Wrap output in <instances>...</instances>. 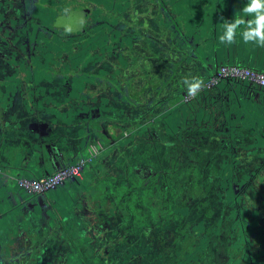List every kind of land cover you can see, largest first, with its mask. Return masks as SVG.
<instances>
[{
  "label": "rangeland",
  "instance_id": "374dc122",
  "mask_svg": "<svg viewBox=\"0 0 264 264\" xmlns=\"http://www.w3.org/2000/svg\"><path fill=\"white\" fill-rule=\"evenodd\" d=\"M9 1L13 2V0ZM30 1L13 2V5H10L7 10L0 5V11L5 16L4 20L20 18L24 23L31 22L33 25L30 27L28 23V30L34 33L37 30L41 36L49 33L48 39L43 38V41L47 42H52V38H54L52 34H55L61 42L66 41L69 37L78 36L77 33L82 36L86 18L84 19L83 11L77 12L80 8L74 7L73 2L70 3L71 8L65 9L64 13L63 6L52 7L51 4V8L46 7L45 5L50 4L49 0L45 1V5L38 1L39 8H34ZM56 1L54 0V2ZM234 1L235 5L239 3V0ZM42 8L47 11L53 9L55 12H50V17L48 13L46 16L36 12L39 9L43 10ZM186 19L183 20H191ZM38 24H41L42 27L39 28ZM142 36L147 41L156 40L147 30L142 32ZM145 40L140 39L135 42L136 49H139L137 66H140V69L144 68V72L153 73L157 69L158 62L152 56L153 53L159 56L160 52L170 61L176 60L177 53L182 55V51H176L170 46L168 39L156 40L157 46L155 47L153 45L143 46ZM39 41L41 39H38ZM51 46L53 48H50L51 50L48 52V60L45 55H42L41 63H22L23 68L16 69L18 66H16L17 63H13L14 61H7L5 64L0 62V70L5 69L0 71V97L5 101L11 99L8 104H12L8 110L15 109L20 111L23 116H31L24 111L21 103L15 102L16 87L29 78L39 80L42 76L44 77L41 81L42 84L54 89L50 97H54L55 102L51 104L44 101L41 111H38L37 104L33 105L37 113L36 120L29 117L26 119L27 122H23L25 129L30 130L29 136L30 133H44L53 137V140H59L65 134L69 142L80 139L90 141L94 133V129L90 128L99 126L98 137L103 140L104 144L99 148L91 145L90 151L85 153L84 159L87 162L82 170V175L79 179L71 181L74 191L62 186L47 193L50 198L46 201H54V196L57 193L53 192L65 188V192L59 194L57 199L61 202L64 211L67 212L65 215H69L70 227H68L64 215L60 216L58 213L53 215L54 218L50 217L48 226L44 228L43 237L38 238L41 233L36 225L35 227L31 226L30 230L24 231L23 219L26 216L21 213L19 206L20 202L25 200L27 205L30 204L28 202L32 199V195L26 194L17 186V181L22 178L16 179V183H10L9 188L14 189L22 197L15 196L8 200L11 211L8 215L10 219L6 220V224L0 230V245L5 247L3 251H0V264H4L8 254L13 255L12 251L8 253L7 249L11 250L13 245H21L24 239H27V247L31 253L28 259L55 260V264H176L177 261L183 260L187 253L197 249L198 239L204 236L209 241L207 248L204 251L197 250L198 253L194 254V260L198 259L197 261L192 260L193 262L184 264H231L228 263V257L233 253L229 247L231 240L227 242L225 236L228 223L223 224L222 229L225 228V231H220V234L218 231L216 233L214 224L217 219L220 222L223 221L229 215V211H235L237 216H239L238 211L242 216L245 213L242 208L237 207L235 196L233 197L234 204L230 209L223 210L222 208V202L227 197V193L224 185L218 183L221 179L218 176V161H220L218 148H222L224 143L219 144L221 136L218 133L206 132L205 129L200 128V125L205 126L204 121L198 126L193 125L196 123L197 103L193 101L189 105L179 106L178 96L171 93L170 84L166 79L167 83L161 82L154 86L156 89H152L150 85L156 81V78L148 77L147 81L142 78L144 72H139L134 67L133 69H121L119 73L112 76L114 67L120 66L108 56L106 58L108 62L97 64L98 67L102 66L107 71L105 76L98 79V83H96L95 76L96 68L94 69L89 63H86L82 75L77 76L75 71H80V61L76 62V60L70 66L67 65L65 54L70 53L69 49H61L56 39ZM61 53L64 54L59 56ZM3 54L0 52V57ZM86 54L88 57L91 52ZM191 64L188 62V66H186L188 70L178 76L182 82L189 80L190 75L195 79L194 75L199 74L196 69L198 67L192 69L190 67L193 64ZM169 65L171 64L169 63ZM111 76L114 80H110ZM207 77L208 79L204 80L203 84L210 87L215 83L212 80L214 75H207L205 78ZM238 81L240 80L232 82ZM160 87H163L162 93L155 96V90ZM195 88L197 87H193L192 84L186 87L188 98ZM146 89L151 90V93H146ZM96 90L99 92L98 94L91 92ZM133 93H137V96L133 97ZM99 96L104 98V107H108V110L106 113L100 110L99 113L94 111L91 114L90 109L84 104L91 101L94 106L97 105L100 100ZM125 96L133 98L138 106L135 112L129 111V115H126L128 104L125 102L126 99H123ZM167 100L169 104H174L175 110L192 109L186 110L183 115H179L178 111L174 110L175 112L170 115L173 123L187 124L186 128L184 126L175 128L170 124L172 128L168 133L158 131L159 122L153 123L151 117L144 116L146 112L139 110L140 106L149 110ZM14 102L18 108L14 107ZM182 102L187 103L184 98ZM200 104L203 105L201 101ZM53 105L56 109H52L50 112L49 108ZM70 105L73 106V109L69 111L68 117L66 116L67 110H61ZM75 106H78V112L74 109ZM57 107H60L61 110ZM8 110L6 107L0 108V126L3 125L1 117L3 116L2 121L5 123ZM97 115L102 117L98 122L93 123L92 120H95ZM126 116L137 124L123 121ZM60 117L66 120L71 117H79L84 121L80 120L79 123L70 124ZM141 120L143 123H148L145 131L137 133L134 137H128L132 130L139 129L140 125L138 124ZM208 121L210 122V119ZM211 122L213 124L207 123L206 127L214 128V125L218 124V110L215 111ZM89 123L91 127L87 125ZM0 130V134L5 135L3 128ZM14 131L19 132L12 125L4 139ZM29 136L28 138L33 139ZM125 140L127 144L124 147L116 146V149L113 150L115 143L120 141L124 143ZM33 141L36 142L37 139L35 138ZM11 143L10 141L9 144ZM47 145L48 152L57 153L55 146L51 143ZM100 149L105 150L103 152ZM256 152L262 154L263 150L256 149ZM89 158L92 162H88ZM254 161L247 160L244 150L241 164L237 168L236 180H240L241 176H244L249 181L241 190L239 188L237 190L235 187V192L236 194L237 192L241 193L250 186L248 191L252 192L247 195V200L253 201L251 206L260 207L258 217L261 214L264 217V188H262L264 182L259 183L258 181L259 178L264 180V176L257 175V173H264V169L261 171L259 165L257 166ZM257 163L259 164L258 161ZM84 189L86 192L83 191ZM256 190L259 191V193L256 192L257 195L253 194ZM54 206L58 208L55 203ZM239 206L242 205L239 203ZM25 213L29 212L25 211ZM252 219H255V216ZM193 222L203 225L204 229L200 235H196L195 228L192 233L191 224ZM38 226H41L40 222H38ZM52 232L55 234L51 236ZM262 242H264V238ZM49 246L53 250L57 246L60 250L59 247L63 246L64 249L71 251L69 254L61 253L51 257L52 255L48 256L51 253L49 250L43 257L40 247L47 250ZM170 248L172 250H169ZM64 249L61 250L64 251Z\"/></svg>",
  "mask_w": 264,
  "mask_h": 264
},
{
  "label": "trees",
  "instance_id": "16d2710c",
  "mask_svg": "<svg viewBox=\"0 0 264 264\" xmlns=\"http://www.w3.org/2000/svg\"><path fill=\"white\" fill-rule=\"evenodd\" d=\"M38 1L45 5L46 0H31L30 2L34 5V8H39ZM13 2L18 3L19 0H13ZM13 2L9 0H0V5L7 10L10 5H13ZM49 2L50 4L45 5L46 7H50L51 4L52 7L63 6L62 11L64 13L65 9L71 8L70 3L73 2L74 7L80 8H76L79 10L77 12H84V19L86 18V20H84L85 28L82 31V36L79 35L80 33H77L78 36L69 37L66 41L61 42L55 34H52L54 36L52 42L56 39L61 49H69L70 53L68 55L65 54L67 65L70 66L72 62L76 60V62L80 61L79 69H81L80 71H75L77 76L82 75L85 71L84 67L86 63H89L94 69L96 68L95 76L96 83H98V79L105 76L107 71H105L106 68L104 69L102 66L98 67L97 64L108 62L106 59L107 56L120 66L118 68L114 67L112 76L113 74L116 75L119 73L121 69H133V67L143 73L144 68L140 69L141 67L137 66L139 62V49H136L135 42L140 39L145 40L143 39L142 32L146 30L149 31L156 40L168 39L170 46H172L174 50L182 51V55L177 53L175 61H170V59L160 52L158 53L159 56L153 53L152 56L155 57L158 62L157 69L153 73L145 71L142 78L146 80L148 77L156 78L154 83L151 85L149 84L152 89L161 82H169L171 93L178 96L179 106L189 105L190 102L195 101L197 103V109L195 111L196 123L193 124V120L191 123L198 126L204 121L205 126L200 125L201 129H205L206 132L213 131L221 136L219 141L221 143L219 144L224 143V146L222 147L223 149L221 147L218 148V154L220 155V161H218V176L221 178L218 183L224 185L227 193V197H225L222 202V208L223 210L230 209L234 204L233 197L235 196L237 207L242 208L245 215L242 216L241 212L238 211L239 216H237L235 211H229V215L226 216L223 221L220 222L218 219L215 221L214 225L216 227L214 229L216 233L217 231L218 233L222 230L225 231V228L222 229V227H224L223 224L228 223L225 236L227 237V242L231 240V243L229 242V247L233 252L232 255L228 257V263L264 264V260H262V258H264V242H262L264 238V217L261 216L262 214L258 217L261 208L258 206H251L253 201L247 200L250 186L241 193L237 192L236 194L235 192V187L237 190L238 188L241 190L249 180L245 179L244 176H241L242 179L236 180L239 163L238 160L234 158V154H238L239 150L238 147L236 148V145L240 142L237 137H234L235 133L233 128L236 130L240 127L238 125H233L234 121L236 123V117H234V113H232V110L235 108V103L231 102L233 98L229 94L231 87L234 85L238 86V84H240L239 88L244 90L245 93L256 92L251 91L252 88L247 87L245 82H232L225 78L217 80V82L210 87H206L203 84V82H205L204 80L208 79V77H205L207 75H216L217 69L221 66L242 64L241 66L247 67L243 59L241 62L238 61V59L245 57L249 58L250 55L252 60H259V56L264 57V43H262L255 34L257 28H259L261 32H264V21L260 20L261 15H264V9L260 7V5L264 4V0H239V3L236 5L233 4V2H235L234 0H57L56 2H54V0H49ZM36 12H40L46 16L48 13L50 17L51 13L55 11L53 9L49 11L39 9ZM4 18V14L0 11V52L4 53L3 56L0 57L1 63L5 64L7 61H14L13 63H17L16 66H18L16 69H21L23 68L22 63H41L42 55H45L48 60V52L53 48L51 46L52 42L43 41V38L45 37L48 39L50 37L49 33L41 36V33L37 32V30L35 33L28 30L29 24L30 27L33 25L31 22L24 23L20 18L17 20L9 19V21H5ZM185 18H187L186 20H191L184 21L183 19ZM178 20L180 21L178 22ZM254 21L258 23H253ZM38 26L39 28L42 27L41 24H38ZM218 26L220 29L219 31ZM33 35L34 38H32ZM38 39H41V41L38 42ZM156 40L147 41L146 39L143 41V43L145 42L143 46L148 47V45H153L155 47L157 46ZM250 49H252L254 54H249L247 52L250 51ZM87 50L89 53L91 52L88 57L86 54L88 53L86 52ZM62 54L64 53H61L59 56ZM187 61L193 64L190 68H199H196L199 74L196 73L194 75L195 79H193V77L191 78L190 75L189 80L182 82L178 76L185 70H188V67H186L188 66ZM169 63L171 65H169ZM4 70L5 69H2L0 71ZM194 72L196 71L194 70ZM112 76L110 80H114ZM40 77L39 80L29 78L23 83H19L16 87L15 94L23 96L21 99H23L24 96H30L31 98L38 95L49 97L54 89L44 86L41 82L44 77ZM103 78L105 79V77ZM222 81L228 82L227 87L229 88V86H231L230 89L226 88L227 90H221L219 85ZM189 84L197 88L194 90L193 98L189 102L184 103L182 100L184 96L188 94V89L186 90V87ZM126 85H128V82H126ZM131 91L134 92L133 90ZM162 91L163 87L155 90V96L160 95ZM91 92L95 94L99 93L97 90ZM259 92L264 94V92L260 90ZM146 93H151V90L146 89ZM132 96L136 97L137 93H133ZM127 97L128 96H125L123 99L125 98L126 100H124L128 104V109H126L128 110V114L126 113V115H129L130 112H135L138 106H136L137 102H135L133 98ZM98 98L100 100L95 106L91 101L84 104L90 109L91 114L94 111L99 113L100 110L106 113L108 110V107H104V98H100V96ZM32 100L33 99L30 101L23 99L21 101L25 108L29 109L30 105H35V100ZM200 101L203 105L200 104ZM5 105V99L0 97V106L4 107ZM78 106L74 107L77 112L79 111V108H77ZM188 109L189 111L192 110L190 108ZM188 109L175 110L174 104H169L167 100L166 102L157 104L156 107L150 108L149 110L146 109V107L140 106L139 110L146 112L144 116L151 117L153 123L156 121L159 122L158 131L168 133L172 128L171 125L175 128L178 126L187 127V124L173 123L170 115L175 111H178L179 115H183ZM216 110H218V124L214 125V128L211 126L206 127L207 123L210 125L213 124L211 121ZM240 114L242 115L243 112L240 111ZM100 117L102 116L97 115L92 122H98L99 119H101ZM77 118L84 121L82 118ZM128 119L129 117L126 116L123 121L134 125L137 124L134 123L133 120L132 122L131 119ZM209 119L210 122L208 121ZM147 124L148 123H143L141 120L138 124L140 125L139 129L132 130L128 137H134L137 133L145 131L146 127H148ZM87 125L90 126V123ZM90 129L98 131L99 126L95 128L91 127ZM224 133L228 135L226 136ZM92 136L89 144L88 142L78 143V146L81 145L80 151L83 155L90 151L91 145L99 148L100 145L102 146V144H104L103 140L96 137L94 133ZM242 136L245 138V134L241 135V137ZM126 144L127 142L125 140L124 143L120 141L116 145L118 148H122ZM115 149L116 146L113 147V150ZM259 167L261 171L264 169V165H259ZM41 176L44 177V175ZM258 181L259 183L264 182L261 178H259ZM10 183L12 182L7 181L2 175L0 176V230L6 224V220L9 218L8 215L11 211L8 199H13L17 193L14 189L9 188ZM262 188H264V186H262ZM258 190L253 192V194H256V192L259 193ZM8 191L11 194L10 198L4 197V193ZM83 191L86 192L85 189ZM55 200L60 203L58 208H55L53 204L54 201H49V204L44 203L43 208L39 206L38 203H33V209L29 211L26 205H21L19 209L21 213L26 216L23 219V227L25 226L24 231L30 230L31 226L35 227L36 225V228L39 229L41 233L38 238L43 237L44 228L48 226L50 217L58 213L60 216L64 215L63 217L68 223L71 222L68 220L69 215H65L67 212L62 208L61 202L58 201L59 199L55 197ZM239 203L243 207L239 206ZM25 211L29 213L27 214ZM253 216H255V219H252ZM38 222H40L41 226H38ZM193 228L197 231L196 235H200L204 229L203 225L198 222H193L191 224L192 233H194ZM54 234L55 232H52L51 236ZM27 243V239H24L21 245H13L11 250L7 249L9 251L8 253L12 251L13 255L10 256V254H8L4 264H29V262H31V264L56 263L55 260L44 261L37 258L34 260L28 259L31 253L29 252ZM208 243L209 241L206 236L198 239V248L187 253V256L184 257L183 260L177 261L176 264L193 262L192 260L195 259L194 254L198 253L197 250L204 251ZM4 248L5 247H1L0 245V251H3ZM40 248H42L43 257H45L44 254L49 250L51 253H49L48 256L52 255L51 257L61 253L69 254L71 251L64 249L63 246L62 248L59 247L60 250H58V246L54 250L50 246L47 250L43 247ZM61 249H64V251ZM169 250L172 249L170 248ZM251 250H253V252H251Z\"/></svg>",
  "mask_w": 264,
  "mask_h": 264
},
{
  "label": "crops",
  "instance_id": "0c3cea01",
  "mask_svg": "<svg viewBox=\"0 0 264 264\" xmlns=\"http://www.w3.org/2000/svg\"><path fill=\"white\" fill-rule=\"evenodd\" d=\"M249 54H254L252 52V49L250 51H247ZM251 56V55H250ZM249 56V58H240L238 61L241 62V60H244V64L246 63V66L250 69H253L258 72H264V57H260L259 60H252V58ZM254 57V56H253ZM242 65V64H241ZM245 67V66H244ZM228 82H221L219 85V88L221 90L230 89L227 87ZM238 86H233L230 89L229 94L233 98L231 102L235 103V108L232 110V113H234V117L236 120V123L234 121L233 125H238L240 128L234 129V137L238 138V143L236 145V148L238 147V154H234V158L238 160V163L241 164V159L243 156V151H246V158L247 160H251L252 162H256L255 164L258 165H264V94H261L258 89L253 88L251 91H254L256 93H245L244 90H241ZM226 86V87H225ZM248 87V85H247ZM226 89V90H227ZM23 96L17 95L16 101L21 103L23 109L25 112H27L31 116H23L20 114V111H16L15 109L13 111L8 110L9 106L12 104H8V102L11 101V99H7L6 105L3 107L0 106V108L4 109L5 107L8 110L7 118L5 123L2 121L1 117V123L3 125L0 126V128H3V132H5V135H8L9 129L14 125L15 130L12 132L9 136L5 138V135L0 134V167L1 172L0 176L2 175L3 178H5L7 181H11L12 183H16V179L18 178H34V177H42L41 175H49L56 170L73 164L78 158H85L84 155L80 151V146H78V143H84L90 141L80 139L75 142H69L67 139V136L65 134L62 136V139L59 138V140L55 139L53 140V137H49L48 134H36V133H30V136L33 139L28 138L29 136V129H25V125H23V122H27L26 119L29 117L33 120H36L37 113L33 107V105H30L29 109L25 108L24 104L21 100L27 99V100H35V104H37L38 111H41L42 103L44 101L49 102L51 104H54L55 99L54 97H46L42 95L30 97V96H24L23 99H21ZM32 100V101H33ZM14 102V107L18 108V105ZM58 104V103H57ZM40 107V108H39ZM246 109H245V108ZM59 110L60 107H57ZM52 109H56L53 106L49 108V111L52 112ZM73 109V106H69L66 109H63L61 111L67 110V115L69 117V111ZM60 111V112H61ZM240 111L243 112V114H240ZM62 113V112H61ZM9 114H11L9 116ZM13 115V116H12ZM58 117V116H57ZM65 117V116H64ZM61 119L65 120L67 123L75 124L79 123L80 120L77 119V117H71L70 119H64L63 117H60ZM67 118V117H66ZM13 121V123H12ZM46 125V123H44ZM1 132V130H0ZM98 131L94 130V134L96 137H98ZM4 134V133H3ZM225 134V133H224ZM245 134V138L241 135ZM226 136L228 134H225ZM4 136V137H3ZM29 136V137H30ZM55 137V136H54ZM255 137V138H254ZM37 139L36 142L33 140ZM241 139V140H240ZM41 140V141H40ZM98 140V139H97ZM243 140V141H242ZM246 140V142H244ZM12 142L9 144V142ZM31 141V142H30ZM219 141V139H218ZM99 142V140H98ZM51 143L56 148L57 153H51L46 150L47 144ZM118 143V142H117ZM115 143V146H117ZM55 144V145H54ZM246 145V146H242ZM83 147V145H82ZM256 149L263 150L262 154H259L256 152ZM104 152L105 149H100ZM254 150V151H253ZM86 151V149H85ZM103 154V153H102ZM218 156H220L218 154ZM259 162V164L257 163ZM257 175L264 176V173H257ZM72 181V180H71ZM71 181L66 182L63 186H66L71 191H74L72 189ZM65 192V188L60 189L56 192H53L56 194L55 197H59V194H63ZM10 192H5L4 197L10 198ZM16 197H22L18 193L15 194ZM15 196L13 198H15ZM49 195H43V196H32V199L28 202L30 204L27 205V201L20 202L21 205H26L29 208L33 209V203H38L39 206H44V203H48L49 201H46L49 199ZM61 198V197H60ZM11 199V198H10ZM9 200V199H8ZM55 205L58 207L60 206V203H58L56 200H54ZM53 202V204H54ZM10 204V203H9ZM71 222H67L68 227H70Z\"/></svg>",
  "mask_w": 264,
  "mask_h": 264
},
{
  "label": "built area",
  "instance_id": "2783aa9c",
  "mask_svg": "<svg viewBox=\"0 0 264 264\" xmlns=\"http://www.w3.org/2000/svg\"><path fill=\"white\" fill-rule=\"evenodd\" d=\"M221 78L230 81L240 80L247 83L248 87L252 89L256 88L264 92V72H258L237 64L232 66L227 65L218 68V71L212 80L216 83L217 80ZM190 94L189 98L186 95L184 96L185 102H188L193 98L194 92H191ZM89 161H91V158H89L88 162ZM86 162L87 161L84 158H78L75 163L64 166L47 176L19 179L17 181V186L28 195H47L48 192L61 188L66 182L79 179Z\"/></svg>",
  "mask_w": 264,
  "mask_h": 264
},
{
  "label": "clouds",
  "instance_id": "9594fccd",
  "mask_svg": "<svg viewBox=\"0 0 264 264\" xmlns=\"http://www.w3.org/2000/svg\"><path fill=\"white\" fill-rule=\"evenodd\" d=\"M262 9H264V4L260 5ZM260 20L264 21V15H261ZM253 23H258L254 21ZM255 34L259 37L260 41L264 43V32H261L259 28L255 30Z\"/></svg>",
  "mask_w": 264,
  "mask_h": 264
}]
</instances>
